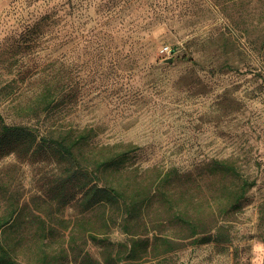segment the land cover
<instances>
[{"label":"rangeland","instance_id":"1","mask_svg":"<svg viewBox=\"0 0 264 264\" xmlns=\"http://www.w3.org/2000/svg\"><path fill=\"white\" fill-rule=\"evenodd\" d=\"M65 1L0 0V85L31 91L58 67L63 72L71 66L72 86L63 80L65 123L95 127L103 144L135 146L130 166L139 180L151 179L153 167L194 172L211 158H231L256 181L243 208L221 231L229 233L228 241L193 244L194 237L169 224L152 203L145 222L148 237L158 238L155 253L118 264H264V243L255 228L256 205L264 201V0H142L122 15L160 17L145 51L129 60L122 43L131 32H113L108 43L106 30L93 21L115 0H86L87 6L72 14L73 30L57 8L56 34L50 14L54 4ZM35 27L44 33L36 37ZM187 55L197 61L192 68ZM170 58L171 64L163 62ZM56 107L41 117V133L62 128L60 99ZM60 179H65L64 160L49 148L0 155V215L9 211V203L18 205L23 217L39 214L53 230L49 243L57 251L67 246L68 220L78 213L67 205ZM20 229L26 231V225ZM108 234L113 242L130 237L119 227ZM165 237L174 250L161 253L165 247L158 244ZM30 246L24 242L19 262L32 264ZM85 249L94 259L101 257L99 247L88 242Z\"/></svg>","mask_w":264,"mask_h":264},{"label":"trees","instance_id":"2","mask_svg":"<svg viewBox=\"0 0 264 264\" xmlns=\"http://www.w3.org/2000/svg\"><path fill=\"white\" fill-rule=\"evenodd\" d=\"M140 1L115 0L117 3L111 6H102L98 12L103 11L104 15L99 14L93 20L106 30L108 43L114 40L111 38L113 32L119 35L124 31L131 32L123 37L122 43L128 46L127 60L132 59L133 54L145 51L144 43L151 36V26L160 17L122 15L125 9L138 2L141 4ZM118 2H122L120 6ZM85 5L86 0H66L54 4L50 15L55 16L57 8L64 11V25L70 23L71 29L75 21L73 12ZM44 18L49 17L45 15ZM57 25L55 16L56 34ZM32 32L36 37L44 33L38 27ZM260 60L264 67V55ZM185 62L191 68L197 64L189 55ZM63 80L72 86L71 66L63 72L58 67V71L48 74L31 91L24 90L23 85H0V155L19 150L28 152L33 147L56 152L64 160L65 172V179L57 182L61 189L64 185L66 187L67 205L78 212L74 219L68 220L67 246H61L57 251L49 243L53 230L45 227V219L33 213L23 217L18 213V205L9 203V211L0 215V264H25L17 260L25 241L31 242L30 248L35 251L32 264H57L60 261L62 264L69 261L72 264H118L124 260H142L156 251L152 244L158 238L148 237L145 222L152 203L162 208L169 224L177 226L188 238L194 237L193 244L229 240V233L224 235L221 231L243 208L247 192L256 185V181L249 180L234 159L211 158L194 172L180 171L176 167L167 170L153 167L151 179L139 180L137 169L130 166L135 146L129 143L103 144L96 140L99 133L95 127H73L65 123L61 109L66 84ZM68 93L66 97L71 102L73 87ZM59 99L62 128L41 133V117L54 111ZM179 185H185V188L180 190ZM255 212L256 236L264 243V201L256 205ZM36 223L40 225L34 230ZM22 224L26 225V231L20 229ZM113 227L122 228L130 235L129 240L111 241L108 232ZM138 235L147 237L140 239ZM88 242L101 249L99 259H94L85 249ZM158 246L165 247L161 253L174 250L168 237Z\"/></svg>","mask_w":264,"mask_h":264},{"label":"water","instance_id":"3","mask_svg":"<svg viewBox=\"0 0 264 264\" xmlns=\"http://www.w3.org/2000/svg\"><path fill=\"white\" fill-rule=\"evenodd\" d=\"M163 62L166 64H171L173 62V59H165Z\"/></svg>","mask_w":264,"mask_h":264},{"label":"built area","instance_id":"4","mask_svg":"<svg viewBox=\"0 0 264 264\" xmlns=\"http://www.w3.org/2000/svg\"><path fill=\"white\" fill-rule=\"evenodd\" d=\"M163 53L166 54V55H169L170 54V50L168 48H166V49H164Z\"/></svg>","mask_w":264,"mask_h":264}]
</instances>
